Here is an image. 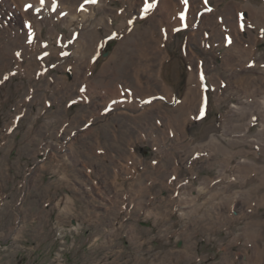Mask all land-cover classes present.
<instances>
[{
	"label": "rangeland",
	"instance_id": "obj_1",
	"mask_svg": "<svg viewBox=\"0 0 264 264\" xmlns=\"http://www.w3.org/2000/svg\"><path fill=\"white\" fill-rule=\"evenodd\" d=\"M88 1H44V20L0 0V264H264V187L249 165L264 148L242 140L264 115L232 118L248 135L227 125L245 82L264 94V29L246 26L250 60L232 69L237 18L224 8L241 0H182L157 52L142 51L149 27L160 32L151 15L137 34L122 28L128 0L78 29L66 8ZM82 38L103 47L84 51ZM193 90L198 108L177 110Z\"/></svg>",
	"mask_w": 264,
	"mask_h": 264
},
{
	"label": "bare ground",
	"instance_id": "obj_2",
	"mask_svg": "<svg viewBox=\"0 0 264 264\" xmlns=\"http://www.w3.org/2000/svg\"><path fill=\"white\" fill-rule=\"evenodd\" d=\"M44 1H47L48 3H51V2H54L56 3L57 0H44ZM87 1V0H86ZM129 1V5L130 7H128V10L126 11H123L122 13V17L124 18V22L121 23V26L122 28L124 29V31L126 32V34L128 33L127 30L130 29V28H133L132 29V34H137L136 32V25H135V22L136 20L138 19V21H141L142 19H144L145 17L151 15V22H153V25L155 26H158L159 27V30H160V35L159 33L156 31L157 29H154L153 32L150 31V27L147 31V34H149V36L146 38V42L144 41V50L142 51H148V50H151V51H154V52H157V51H161L162 50V47L164 48L166 45H165V38H167V35L169 36L171 33H173L175 30V26H172L174 24H176L177 21H173L172 18L177 14V12L181 11L182 8H185L186 7V3L182 0H128ZM190 2H187L189 5L191 4V0H189ZM3 4L5 7H7L8 10H10V12H13L14 15H17L18 17H22L24 19H27L28 17V13H31V11L33 10V13L35 12V15H43L42 17L45 18L44 20L47 19V16L45 14V8H42L44 7V2L41 3V0H30L29 1V4H32V10H26V8L24 6H27V3H28V0H22L21 2L19 0H2ZM124 2H126V0H124ZM205 2V1H204ZM264 0H241L239 2H234V3H230L229 5L231 6V9L228 8V9H225L224 8V12H230V14H234L233 16L237 19H232L229 21V25L230 27H228L226 29L227 33L231 34L232 33V39H231V51H233L231 53L232 56H229L227 61H226V64L229 66V68H234L233 66L239 65V67H241L243 64H247V62L250 60L249 57L251 55V47L246 48L247 45H245L242 41V36L243 35H246V38L247 36L250 38L252 37V34L249 33V35H247V32L249 29H247L248 25L249 24H252L254 29H256L259 33L260 31H262L264 29V6H262L261 3H263ZM16 3L18 5H16ZM20 3V4H19ZM201 3V2H200ZM207 3V2H206ZM205 3V4H206ZM26 4V5H25ZM108 5H109V0H95V2H90V0L88 1V3L86 2V4L83 6V8L81 9V11H79L77 13V10H72V8H66L69 10V14L67 15L68 18L66 19H70L72 21H76L78 23V29H82V28H92L91 31L94 32L95 31V28H97L98 26H101L98 22H101L102 20L100 19V17L97 16V14L101 11H106L107 8H108ZM207 5V4H206ZM191 9H192V5L190 6ZM78 8V7H77ZM139 8V9H138ZM37 9H39V11H37ZM64 9V8H63ZM76 9V8H75ZM138 9V10H137ZM67 10V11H68ZM222 11V10H221ZM132 13L131 15L129 13ZM138 14H136V13ZM191 10H189V16H190V21H191V17H192V14H191ZM9 13V12H8ZM77 13V15H75ZM103 13V12H102ZM118 13V12H117ZM114 14V13H113ZM135 14L136 16L133 17L132 15ZM89 15V16H88ZM99 15V14H98ZM106 15V13L104 14ZM116 15V14H115ZM130 15V16H129ZM194 15V14H193ZM244 15V16H243ZM51 16V15H50ZM232 16V17H233ZM199 17H201L200 21L203 20L204 18L206 20H209L211 18V15L209 14H206V15H203L201 14ZM219 17V16H218ZM233 17V18H234ZM246 17L245 20H243L242 18ZM238 18H241V20L243 21H246V25H245V32L246 34L244 33L243 31V27H238ZM248 18V20H247ZM35 19V22L36 21V18ZM34 19H30V20H34ZM131 19V20H130ZM212 19V18H211ZM224 19V18H223ZM50 20V19H49ZM48 20V21H49ZM234 20V21H233ZM43 21V20H42ZM67 20H64V23L67 25V23L65 22ZM134 21V22H133ZM137 21V22H138ZM224 21V20H223ZM237 21V23H236ZM28 22V21H27ZM69 22V24H70ZM103 22V21H102ZM204 21H202L200 23V25H197V26H193V35L202 30V26L204 25ZM242 22V21H241ZM254 22V23H253ZM256 22L259 24L257 25ZM104 23V22H103ZM155 23V24H154ZM244 23V22H243ZM111 24V23H109ZM132 24V25H131ZM247 26V27H246ZM76 27V26H75ZM157 27V28H158ZM221 26H217V27H212V32L215 33V29H216V32L217 34L219 35V32H221ZM224 27V26H223ZM76 28V29H77ZM111 28H112V25H111ZM135 28V30H134ZM37 29V28H36ZM35 29V30H36ZM204 29V28H203ZM38 33H40L42 31V26H38ZM150 31V32H149ZM83 32V31H82ZM123 32V31H122ZM225 32V31H224ZM146 33V32H145ZM144 32H142L143 35H145ZM223 33V32H222ZM130 34V33H128ZM226 34V33H224ZM229 34V35H230ZM19 35V34H18ZM264 35V34H263ZM83 39V38H82ZM245 39V38H244ZM256 40V39H255ZM12 41V40H11ZM122 41V40H121ZM161 41V42H160ZM164 42V43H163ZM143 43V42H142ZM141 43V44H142ZM98 44V43H97ZM122 45V48H127L128 46H130L131 44L129 42H122L121 43ZM222 44V43H221ZM79 45H82L84 48V51L85 49L89 50V51H92L95 47L97 48L98 45H96V42H93V41H90V39H86L84 38L83 41L79 42ZM138 45V44H137ZM139 48H142V46H140V44L138 45ZM86 47V48H85ZM103 46H98V49L102 48ZM81 48V47H80ZM37 50V49H36ZM95 50V49H94ZM235 52V53H234ZM150 53V52H149ZM255 53V51H254ZM148 54V53H147ZM83 56V55H82ZM145 56V55H144ZM236 56V58H235ZM237 57L240 58V60L238 61L237 60ZM256 61V60H255ZM245 62V63H243ZM257 62V61H256ZM257 67L260 69H262L261 67H259L260 65L257 63L256 64ZM169 68L173 69L175 71L177 70H181V69H178L177 67V63H173L172 64V61L170 64H168ZM177 68V69H176ZM241 70V69H240ZM241 72V71H240ZM253 72V71H252ZM260 73H263L264 74V69L261 70ZM258 74V73H257ZM249 75V74H248ZM240 78V76H239ZM255 78V77H254ZM243 80V79H242ZM241 80V81H242ZM242 82H245V81H242ZM142 83V82H141ZM241 83V82H240ZM196 85L197 82H195ZM263 84V83H262ZM142 85V84H141ZM228 85V84H227ZM245 85L246 87L248 88V91L249 89L251 91H247L245 90V88L242 90V89H238L236 90V94L238 96V100L240 102H238L237 105H234L233 108H232V111H231V115H230V122L227 123V125L229 126L230 129H238V127L242 128V131H239V132H246L247 135L250 133L248 130L249 129H245L244 126H241V125H238V124H235L232 120V118H243V117H246L249 115L251 116H255L256 114L255 113H252L255 112V111H259V109L262 110V115H264V94L261 93V91L257 90V89H251V87H249L248 85L251 86V83L248 82H245ZM264 85V84H263ZM200 86V85H199ZM256 86V85H255ZM190 87V86H189ZM254 88V87H252ZM237 89V88H236ZM259 89V88H258ZM196 92H194V90L192 91L191 94H188L186 99L181 103L182 105H179L177 107V110L181 109L183 111H188V110H195L196 109V106L198 108L200 101L198 102L197 101V98L195 97ZM254 96V101L252 100V102L250 101V96L247 97L248 95H251ZM164 95V94H163ZM202 96V94H201ZM198 99H199V96H198ZM202 99V98H201ZM263 100V101H261ZM261 103V106L260 107H257L258 104ZM195 108V109H194ZM261 115V116H262ZM251 116L249 118H251ZM263 119V118H262ZM246 120V119H245ZM264 120V119H263ZM251 121V120H250ZM257 121V120H256ZM252 122V121H251ZM250 122V123H251ZM226 126V125H225ZM240 128V129H241ZM226 130V129H225ZM224 130V131H225ZM248 131V132H247ZM257 131V130H256ZM258 135H253L254 137L252 139H249L247 138V140L245 138H243L242 140H245L246 142L245 143H251L250 145L252 146H255V148H258V147H263L264 148V125L261 126L260 129H258ZM227 132V130H226ZM245 133V134H246ZM253 133V132H252ZM224 134V133H223ZM231 134V132H230ZM87 135V134H86ZM229 135V134H228ZM206 138V137H205ZM218 138V137H217ZM229 139V138H228ZM253 148V147H252ZM261 150V149H260ZM257 151V150H256ZM258 158V157H257ZM256 158V161L255 162H251V164L249 165H252L251 167L252 170H253V173L255 172L256 174H254L255 176L254 177H259V182L258 183H255V186H256V190H261L262 187H264V159H259L257 160ZM243 162V166L246 164L248 165V163H250L248 160H244L242 161ZM227 164V163H226ZM237 164V163H236ZM247 167V166H246ZM243 168V167H242ZM225 169V168H224ZM238 169V168H237ZM239 170V169H238ZM237 170V171H238ZM246 170V169H245ZM226 171V170H225ZM248 171V170H247ZM244 172V171H243ZM223 173V172H221ZM228 173V172H226ZM239 173H242V170L239 171ZM252 173V174H253ZM232 174V173H231ZM230 174V175H231ZM249 174V173H248ZM226 175V174H225ZM247 175V174H246ZM222 176V175H221ZM229 176V174H228ZM250 176V175H249ZM243 177V176H242ZM248 177V176H247ZM246 177V178H247ZM253 177V176H252ZM245 178V179H246ZM228 179V177H227ZM230 179V177H229ZM242 181H243V178H241ZM254 180V178H252ZM224 180V179H223ZM228 181V180H227ZM230 181V180H229ZM252 181V180H251ZM226 182V181H225ZM254 182V181H253ZM227 183V182H226ZM227 187H224L225 188H228L229 185H226ZM254 186V187H255ZM246 187V186H245ZM250 187V186H249ZM203 189V188H202ZM201 189V190H202ZM224 189V188H223ZM255 189V188H254ZM205 189H203V192H204ZM218 191V190H217ZM215 191V192H217ZM220 191V190H219ZM260 192V191H259ZM201 193V191H200ZM258 193V192H257ZM246 194V193H245ZM264 198V197H262ZM193 201V200H192ZM264 202V199H260V201H258L257 203H262ZM194 211V210H193ZM241 216V215H240Z\"/></svg>",
	"mask_w": 264,
	"mask_h": 264
},
{
	"label": "crops",
	"instance_id": "obj_3",
	"mask_svg": "<svg viewBox=\"0 0 264 264\" xmlns=\"http://www.w3.org/2000/svg\"><path fill=\"white\" fill-rule=\"evenodd\" d=\"M166 181V183H168L169 181H167V180H165ZM153 199L151 198V201H152ZM125 205H127L130 209L131 208H133L134 206H136V205H133V204H131V206H130V204L128 205V203L126 204V203H124ZM124 206V205H123ZM128 215H130V212H128ZM129 217V216H128Z\"/></svg>",
	"mask_w": 264,
	"mask_h": 264
},
{
	"label": "snow or ice",
	"instance_id": "obj_4",
	"mask_svg": "<svg viewBox=\"0 0 264 264\" xmlns=\"http://www.w3.org/2000/svg\"><path fill=\"white\" fill-rule=\"evenodd\" d=\"M43 2H44V0H41V3H43ZM90 2H93V3H94L95 0H90ZM185 2H186V0H185ZM26 7H27V8H31L32 5L29 4V5H27ZM37 11H39V9H37Z\"/></svg>",
	"mask_w": 264,
	"mask_h": 264
}]
</instances>
